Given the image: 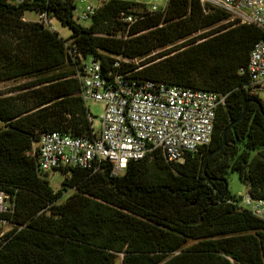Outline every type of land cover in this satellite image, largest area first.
<instances>
[{"label": "trees", "instance_id": "16d2710c", "mask_svg": "<svg viewBox=\"0 0 264 264\" xmlns=\"http://www.w3.org/2000/svg\"><path fill=\"white\" fill-rule=\"evenodd\" d=\"M93 4L94 15L80 22L75 0H0V80L28 78L0 92V191L9 209L0 212L8 226L0 223V264H264V219L241 207L226 182L235 171L253 198L264 199V110L238 73L264 33L199 0H169L155 13L130 0ZM27 10L56 17L70 35L24 20ZM70 49L98 60L104 74L119 57L118 72L131 78L224 94L210 143L180 162L155 151L118 175L107 161L61 169L53 190L38 167L39 133L91 129L74 77L81 61ZM245 101L225 144L208 157Z\"/></svg>", "mask_w": 264, "mask_h": 264}, {"label": "built area", "instance_id": "2783aa9c", "mask_svg": "<svg viewBox=\"0 0 264 264\" xmlns=\"http://www.w3.org/2000/svg\"><path fill=\"white\" fill-rule=\"evenodd\" d=\"M20 3L23 0H11ZM169 0H149L142 13L163 12ZM202 6L219 8L230 19L251 24L264 33V0H199ZM73 16L87 22L95 13L91 0H75ZM37 21L50 28L47 12L37 13ZM131 24L134 14H122ZM73 60L81 64L74 77L79 82V95L102 104L100 125L94 129L88 115L90 131L72 135L47 131L38 135L35 148L40 172L59 171L68 167L96 169L102 161L111 164V173H123L129 161L143 159L158 151L165 161L180 162L185 152H192L211 141L216 109L225 95L211 90L178 86L160 80L131 78L129 73L114 70L102 72L100 62L83 58L70 49ZM246 74L249 91L260 99L264 110V39L255 42L248 54L247 65L239 68ZM7 195L0 191V212L8 211ZM241 207L264 219V199L253 198L247 191L239 201ZM2 225L4 220H0Z\"/></svg>", "mask_w": 264, "mask_h": 264}, {"label": "rangeland", "instance_id": "374dc122", "mask_svg": "<svg viewBox=\"0 0 264 264\" xmlns=\"http://www.w3.org/2000/svg\"><path fill=\"white\" fill-rule=\"evenodd\" d=\"M93 3L97 2L98 0H91ZM101 1V0H100ZM139 4L148 3L149 0H130ZM23 19L26 21H37V12L33 10H27L24 12ZM50 28L51 30L55 31L60 37L66 38L70 35V29L66 26H63L60 21L56 17H50L49 19ZM198 31L194 30L191 31L186 35L185 38H188L192 35L197 34ZM177 40L176 42H178ZM28 78H15L9 80H0V92H4V94H10L14 91L8 92L9 89L16 87L17 85L22 84L23 82L27 81ZM85 106L90 113L91 116V124L94 129H98L100 125L99 116L102 113V104L99 101H95L92 99H87L85 101ZM48 181L49 185L53 190H57L60 187V182L63 178L60 171H49L44 176ZM226 182H227V190L233 196H243L246 192L245 185L239 180L238 175L235 171H228L226 173ZM71 189L67 192H64L61 199H65L67 195L71 193ZM8 226L3 225L2 231H6ZM115 264H120V259H116Z\"/></svg>", "mask_w": 264, "mask_h": 264}, {"label": "water", "instance_id": "95a60500", "mask_svg": "<svg viewBox=\"0 0 264 264\" xmlns=\"http://www.w3.org/2000/svg\"><path fill=\"white\" fill-rule=\"evenodd\" d=\"M246 104H247V101L244 102V104L242 106L241 113L239 114V116L237 118H235L233 121H231L228 124V126L223 130L222 135H221V142H220V144L209 153L208 157H210L213 154H215L218 151H220L221 147L225 144V133H226V130L229 129V128H231L236 122H238L240 120V118L243 116V114L245 112ZM261 113H262V116L264 117V112L261 111ZM240 199H241V196H238V201H240Z\"/></svg>", "mask_w": 264, "mask_h": 264}]
</instances>
